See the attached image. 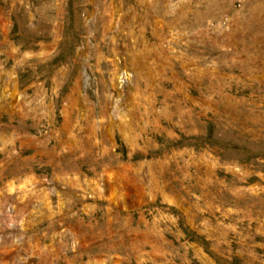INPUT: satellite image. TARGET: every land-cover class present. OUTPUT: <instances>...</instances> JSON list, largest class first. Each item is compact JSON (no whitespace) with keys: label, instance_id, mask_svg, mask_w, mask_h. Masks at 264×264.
I'll list each match as a JSON object with an SVG mask.
<instances>
[{"label":"rangeland","instance_id":"374dc122","mask_svg":"<svg viewBox=\"0 0 264 264\" xmlns=\"http://www.w3.org/2000/svg\"><path fill=\"white\" fill-rule=\"evenodd\" d=\"M0 264H264V0H0Z\"/></svg>","mask_w":264,"mask_h":264}]
</instances>
